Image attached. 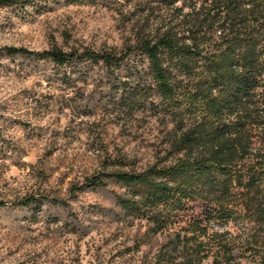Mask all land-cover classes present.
Segmentation results:
<instances>
[{"label": "rangeland", "instance_id": "rangeland-1", "mask_svg": "<svg viewBox=\"0 0 264 264\" xmlns=\"http://www.w3.org/2000/svg\"><path fill=\"white\" fill-rule=\"evenodd\" d=\"M157 7L154 0L0 6V264H172L156 257L168 233L150 232L116 204L123 186L108 178L104 186L85 184L93 175L173 160L166 158L171 124L150 103L159 97L151 91L130 106L121 98L149 82L146 59L126 54L110 73L101 62L57 65L2 50L120 53L136 31L152 26ZM32 196L37 202L21 204ZM214 227L228 231L238 248L264 239L263 224L244 212ZM254 253L247 250L241 262L257 264Z\"/></svg>", "mask_w": 264, "mask_h": 264}, {"label": "trees", "instance_id": "trees-1", "mask_svg": "<svg viewBox=\"0 0 264 264\" xmlns=\"http://www.w3.org/2000/svg\"><path fill=\"white\" fill-rule=\"evenodd\" d=\"M30 1L0 0V6ZM154 1L152 26L136 31L133 44L120 53L2 50L57 65L72 59L101 62L110 73L126 54L145 58L142 74L149 82L121 98L130 106L151 91L159 97L150 103L171 124L166 158L173 160L140 171L93 175L86 186H104L108 178L124 187L116 196L118 207L145 220L150 232L169 235L158 261L243 264L240 257L254 250L257 264H264V239L238 248L228 231L214 227L239 212L264 226V0ZM127 84L123 81L124 90ZM37 200L26 197L21 204ZM196 206L201 211L193 213Z\"/></svg>", "mask_w": 264, "mask_h": 264}]
</instances>
